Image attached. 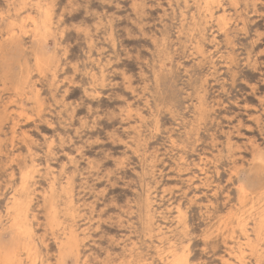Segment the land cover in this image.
Instances as JSON below:
<instances>
[{"label": "rangeland", "instance_id": "374dc122", "mask_svg": "<svg viewBox=\"0 0 264 264\" xmlns=\"http://www.w3.org/2000/svg\"><path fill=\"white\" fill-rule=\"evenodd\" d=\"M0 50V264H264V0H0Z\"/></svg>", "mask_w": 264, "mask_h": 264}, {"label": "bare ground", "instance_id": "6f19581e", "mask_svg": "<svg viewBox=\"0 0 264 264\" xmlns=\"http://www.w3.org/2000/svg\"><path fill=\"white\" fill-rule=\"evenodd\" d=\"M32 3H33V2H32ZM34 3H35V2H34ZM36 3H37V2H36ZM38 3H39V2H38ZM17 4H18V3H17ZM47 5H48V4H47ZM21 8H22V7H21ZM52 9H53V8H52ZM212 12H213V11H212ZM38 13H39V12H38ZM1 15H2V14H1ZM40 16H41V15H40ZM50 16H51V15H50ZM41 17H42V16H41ZM39 19H40V18H39ZM217 19H218V18H217ZM38 21H39V20H38ZM23 22H24V21H23ZM39 23H40V22H39ZM22 24H23V23H22ZM37 25H38V24H37ZM37 25H36V26H37ZM21 28H22V27H21ZM60 31H61V30H60ZM10 37H11V36H10ZM36 37H37V36H36ZM8 38H9V37H8ZM19 39H20V38H19ZM37 39H38V38H37ZM35 40H36V38H35ZM16 41H17V40H16ZM13 42H14V41H13ZM4 45H5V43H4ZM94 46H95V45H94ZM0 51H1V50H0ZM66 51H67V50H66ZM66 51H65V52H66ZM190 51H191V50H190ZM55 52H56V51H55ZM42 56H43V55H42ZM39 63H40V62H39ZM75 64H76V62H75ZM43 65H45V64H43ZM38 66H39V65H38ZM46 66H47V65H46ZM27 67H28V66H27ZM39 67H42V66H39ZM40 70H44V69L41 68ZM212 78H213V77H212ZM109 82H110V81H109ZM70 84H71V83H70ZM143 87H144V86H143ZM85 95H86V94H85ZM33 96H34V94H33ZM246 103H247V102H246ZM65 108H66V107H65ZM166 110H167V109H166ZM9 113H10V112H9ZM166 113H167V112H166ZM32 118H33V117H32ZM27 120H28V119H27ZM129 125H130V124H129ZM12 127H13V125H12ZM1 128H2V127H1ZM3 133H4V132H3ZM153 133H154V132H153ZM157 133H158V132H157ZM37 141H38V140H37ZM4 147H5V146H4ZM45 162H46V161H45ZM17 166H18V165H17ZM45 168H46V167H45ZM80 175H81V174H80ZM70 180H71V179H70ZM32 181H33V180H32ZM21 182H22V181H21ZM52 187H53V186H52ZM88 191H89V190H88ZM19 192L21 193L22 191H19ZM19 192L17 191V193H19ZM60 192H61V191H60ZM13 193H14V192H13ZM15 194H16V193H15ZM21 194H22V193H21ZM66 194H67V193H66ZM68 194H69V192H68ZM263 194H264V193H263ZM15 197H16V196H15ZM262 197H264V195H263ZM12 198H13V197H12ZM18 198H20V197H18ZM18 198H17V199H18ZM255 198H256V197H255ZM13 200H14V199H13ZM57 200H58V199H57ZM260 200H262V199L260 198ZM260 200H259V201H260ZM14 201H16V200H14ZM29 201H30V200H29ZM253 201H254V199H253ZM253 201H252V203H253ZM18 203H19V202H18ZM255 203H256V200H255ZM262 204H263V203H262ZM262 204H261V205H262ZM13 206H14V205H13ZM18 206H19V205H18ZM91 206H92V205H91ZM245 206H246V205H245ZM247 206H248V205H247ZM251 206H254V204L251 205ZM257 206H258V205H257ZM19 208H21V207H19ZM101 208H102V207H101ZM242 208H243V207H242ZM242 208H241V210H242ZM255 208H256V207H255ZM257 208H258V207H257ZM263 208H264V207H263ZM22 209H23V207H22ZM245 209H246V208H245ZM248 209L250 210V208H248ZM261 209H262V208H261ZM13 210H14V209H13ZM256 210H257V209H256ZM259 210H260V209H259ZM9 211H10V210H9ZM11 211H12V210H11ZM122 211H123V210H122ZM244 211H245V210H244ZM5 212H7V211H5ZM14 212H15V211H14ZM26 212H27V211H26ZM240 212H242V211H240ZM245 213H246V212H245ZM249 213H252V212L249 211ZM12 214H13V212H12ZM15 214H16V212H15ZM17 214H18V212H17ZM22 214H23V213H22ZM242 214H243V213H242ZM19 215H20V212H19L18 216H19ZM118 215H119V214H118ZM251 215H252V214H251ZM18 216H17V217H18ZM242 216H243V215H242ZM247 216H248V215H247ZM261 216H262V215H261ZM245 217H246V216H245ZM251 217H253V216H251ZM20 218H21V216H20ZM258 219H259V218H258ZM148 220H149V219H148ZM238 220H239V218H238ZM253 220H255V219H253ZM259 221H260V220H259ZM261 221H262V219H261ZM261 221H260V222H261ZM17 222H18V220H17ZM236 222H237V221H236ZM242 222H243V220H242ZM237 223H238V222H237ZM244 223H245V222H244ZM254 224H255V223H254ZM120 225H121V224H120ZM149 225H150V224H149ZM256 225H257V223H256ZM27 226H28V225H27ZM245 226H246V225H245ZM253 226H254V225H253ZM186 227H187V226H186ZM240 227H241V225H240ZM16 228H17V227H16ZM19 228H20V227H19ZM247 228H248V227H247ZM251 229H252V228H251ZM258 229H259V228H258ZM17 230H19V229H17ZM231 230H232V229H231ZM232 231H233V230H232ZM240 231H241V230H240ZM243 231H244V230H243ZM146 232H147V231H146ZM246 232H247V230H246ZM249 232H250V231H249ZM241 234H242V233H241ZM135 235H136V234H135ZM245 235H246V234H245ZM245 235H244V236H245ZM260 235H261V234H260ZM242 237H243V236H242ZM246 238H247V237H246ZM254 238H255V237H254ZM259 238H260V236H259ZM207 239H208V238H207ZM10 240H11V239H10ZM234 240H235V239H234ZM236 240H237V239H236ZM236 240H235V241H236ZM257 240H258V238H257ZM12 241H13V240H12ZM67 241H68V240H67ZM71 241H72V240H71ZM244 241H245V240H244ZM253 241H255V240H253ZM259 241H260V240H259ZM17 242H18V241H17ZM246 242H247V240H246ZM246 242H245V243H246ZM253 243H254V242H253ZM70 244H71V243H70ZM238 244H239V243H238ZM248 244H249V243H248ZM91 245H92V244H91ZM241 245H242V244H241ZM251 245H252V244H251ZM239 246H240V244H239ZM247 246H249V245H247ZM252 246H254V245H252ZM252 246H251V247H252ZM238 248H240V247H238ZM243 248H244V247H243ZM248 248H249V247H248ZM13 249H14V248H13ZM170 249H172V247H171ZM240 249H242V248H240ZM261 249H262V248H261ZM32 250H33V249H32ZM172 250H175V249H172ZM256 250H257V248H256ZM258 250H259V248H258ZM263 250H264V249H263ZM16 251H17V250H16ZM167 251H168V250H167ZM176 251H177V250H176ZM165 252H166V251H165ZM165 252H164V253H165ZM168 252H169V251H168ZM170 252H171V251H170ZM254 252H255V251H254ZM256 252H257V251H256ZM260 252H261V251H260ZM262 252H263V251H262ZM174 253H175V252H174ZM175 254H176V253H175ZM256 254H258V253H256ZM263 254H264V253H263ZM163 255H164V254H163ZM173 255H174V254H173ZM181 255H182V254H181ZM181 255L178 256V259H179V257H181ZM260 255H261V253H260ZM28 256H29V255H28ZM176 256H177V255H176ZM176 256H175V258H177ZM254 256H255V255H254ZM254 256H253V257H254ZM154 257H155V256H154ZM167 257H168V256H167ZM182 257H183V256H182ZM182 257H181V258H182ZM257 257H258V256H257ZM46 258H47V257H46ZM183 258H184V257H183ZM167 259H168V258H167ZM171 259H172V263H173V258H171ZM178 259H176V260H177L176 263H178ZM258 259H259V258H258ZM168 260H169V259H168ZM174 260H175V259H174ZM181 260H182V259H181ZM183 260H184V259H183ZM20 261H21V260H20ZM179 261H180V259H179ZM165 262H166V261H165ZM169 262H171V261L169 260ZM182 262H183V261H182ZM184 262H185V260H184ZM16 263H17V261H16ZM21 263H23V262H21ZM167 263H168V262H167ZM176 263H175V264H176ZM186 263H187V262H186ZM17 264H18V263H17ZM165 264H166V263H165ZM173 264H174V263H173ZM180 264H183V263L180 262Z\"/></svg>", "mask_w": 264, "mask_h": 264}]
</instances>
